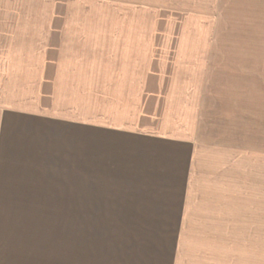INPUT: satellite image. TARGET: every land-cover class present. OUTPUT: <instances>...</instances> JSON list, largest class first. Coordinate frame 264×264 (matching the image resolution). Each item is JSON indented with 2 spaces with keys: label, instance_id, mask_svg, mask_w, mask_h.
I'll return each instance as SVG.
<instances>
[{
  "label": "rangeland",
  "instance_id": "1",
  "mask_svg": "<svg viewBox=\"0 0 264 264\" xmlns=\"http://www.w3.org/2000/svg\"><path fill=\"white\" fill-rule=\"evenodd\" d=\"M136 5L145 11L135 12ZM195 12L199 16L193 20L188 15ZM60 18L80 20L61 25ZM45 20L57 25L45 24ZM47 28H54L49 32L98 35H204V55L209 53L208 82L197 90L205 94L198 105L187 111L183 102L176 110L180 122L198 123L203 129L195 137L197 146L191 155L188 150L171 153L174 146H162V151L167 150V169L142 179L148 196L160 199L106 207L107 212L128 216H89V167L93 164L95 172L104 162L106 139L100 135L104 133L88 131L95 130L89 124L96 121L87 114L76 119L81 131L74 136L78 142L71 146L73 157L65 158L66 154L64 163L62 159L50 163L49 184L33 194L43 200L8 201L4 205L7 209L3 211L10 215L7 225L23 228L21 238L29 236L31 230L35 248L32 263L221 264L225 258L264 264V0H0V52L6 56L5 62L9 57L11 62L20 63L25 54L24 49H16L22 42L16 40V33H41ZM105 37L99 36L104 42ZM70 42L73 48L82 45L81 38ZM28 43L35 48L34 40ZM9 67L0 66V98L7 96L10 88L14 92L16 79L11 78L19 71L9 72ZM190 72L201 80L199 72L188 69L185 74ZM190 115L194 118L189 119ZM67 122H61L59 129ZM63 134L62 129L58 131V143L67 144ZM80 154L85 171L81 183L85 185L81 186V201L76 202L70 169ZM96 178L94 173L92 179ZM79 208L80 216L76 215ZM162 208H171L172 216ZM176 213L186 216L179 222L174 219ZM239 234L253 241V249L225 244L217 247L218 238L223 241ZM15 246L26 244L18 239ZM225 252L239 256L228 259Z\"/></svg>",
  "mask_w": 264,
  "mask_h": 264
},
{
  "label": "crops",
  "instance_id": "2",
  "mask_svg": "<svg viewBox=\"0 0 264 264\" xmlns=\"http://www.w3.org/2000/svg\"><path fill=\"white\" fill-rule=\"evenodd\" d=\"M140 7L137 12L144 11V7ZM188 16L196 20L199 15L195 12ZM60 19L61 25L80 20ZM51 29L34 34L26 30L16 33V40L22 41L21 48L16 49H24L25 53L20 63L11 62L9 57L5 62L6 56L0 52V66L9 64L7 71H19L11 78L16 79L14 92L10 88L7 96L0 98V264H17L18 258L22 261L18 264H33L35 248L31 230L29 236L21 238L23 228L7 225L6 218L10 215L3 211L7 209L4 205L8 201L43 200L42 197L35 199L33 194H39L43 185L49 184L50 163L60 159L64 163L66 154L65 158L73 157L71 146L78 142L74 141V136L81 131L77 118L87 114L90 120L96 121L89 124L90 129L95 130L88 131L104 133L100 135L106 139L104 162L98 164L95 172L93 164L89 167V216L95 217L128 216L106 211V207L115 208L119 202L139 205L142 201L159 200L148 196L142 179L167 169L168 158L165 162L164 155L167 150L162 151L160 147L174 146L171 153H177L178 149L181 153L188 150L191 155L193 147L197 146L195 137L203 130L201 126L198 128V123L180 122L182 119L176 110L186 102L185 110L189 111L205 98L204 91H197L204 89L208 82L205 75L209 53L204 55V35L184 32L98 35L49 32ZM99 36H106L105 42ZM79 38L82 45L71 47L70 41ZM195 38L199 42L194 41ZM31 40L35 48L28 43ZM70 47L72 50L67 49ZM188 69L199 72L201 80L194 79L193 72L185 74ZM63 121H68L61 127L67 144L58 143L57 133ZM183 158L188 161V156ZM70 170L76 186L74 199L80 202L81 174L85 172L81 168V154ZM94 173L96 180L92 179ZM162 209L172 216L171 208ZM76 215H81L80 208L78 212L76 209ZM147 215L151 214L139 216ZM173 216H178L174 219L180 222L186 215ZM237 233L241 234V230ZM240 234L223 241L218 238L215 242L220 246L217 247L225 244L226 247L253 249V241L243 239ZM18 239L26 246H15ZM230 255L235 257L239 253ZM228 259H232L231 256ZM221 264H242V261L224 258Z\"/></svg>",
  "mask_w": 264,
  "mask_h": 264
},
{
  "label": "trees",
  "instance_id": "3",
  "mask_svg": "<svg viewBox=\"0 0 264 264\" xmlns=\"http://www.w3.org/2000/svg\"><path fill=\"white\" fill-rule=\"evenodd\" d=\"M137 6V5H136ZM141 7L140 6H137V10L135 12H137ZM145 11V8L143 9ZM190 18H193L192 16Z\"/></svg>",
  "mask_w": 264,
  "mask_h": 264
}]
</instances>
